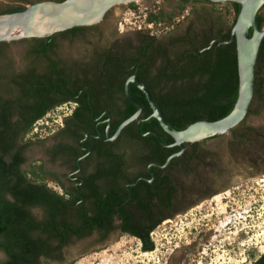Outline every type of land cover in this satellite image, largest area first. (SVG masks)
Returning a JSON list of instances; mask_svg holds the SVG:
<instances>
[{
	"label": "trees",
	"instance_id": "16d2710c",
	"mask_svg": "<svg viewBox=\"0 0 264 264\" xmlns=\"http://www.w3.org/2000/svg\"><path fill=\"white\" fill-rule=\"evenodd\" d=\"M188 1L178 0L181 7ZM24 9L20 6L8 7L2 14ZM239 10L240 6L234 4L231 9L232 23L225 33L223 29L210 30L209 36L195 44L184 37L169 36L159 40L143 35V40L133 48V52H120L128 55V67L138 73L139 79L175 130H183L201 120L217 121L232 111L238 94L235 43H209L214 34H219L220 41L229 39ZM161 16L159 13L153 19ZM263 21L264 18L256 16L259 28ZM88 29L73 28L53 37H67L68 34L71 37L84 36ZM28 42L27 57L32 59L30 64L20 72L0 68V253L4 255L0 264H40L41 259L46 262L60 261L62 250L74 240H83L97 233L99 241H102L114 231L137 240L142 252H152L154 243L150 234L178 211L179 185L170 172L176 171L177 159L171 160L167 173L150 167L155 179L149 183L152 176L145 170L144 180L137 174L128 178L121 171L127 159V153L122 152L118 159L112 158L102 165H96L95 171L84 177V186L78 188L71 184L65 186L61 179L66 174L49 173L41 162L31 163L26 170L21 169L26 162L21 154L32 143L25 140L26 135L33 131L38 121L57 109L61 103L55 102L54 98L57 94L63 95L67 84V78L50 64L51 38L30 39ZM199 43L201 45L197 46ZM6 45L0 43V62ZM259 55V58L264 55V38ZM128 57L121 56L122 60L114 57L116 65L106 62L100 67L123 69V62ZM261 60L264 61V58ZM263 84V79L255 71L253 97L260 95ZM129 94L142 106L139 116L142 122L138 125V132H156L159 141L152 134L140 137L136 133V121L128 124L120 137L133 134L131 137L136 142H145L144 146L135 144L134 147L136 151L145 150L139 156L144 169L150 162L162 165L168 156L179 149L167 148L173 140L150 117L151 110L144 95L132 85L129 86ZM124 110L114 119L109 136L123 120L137 111V107L125 100ZM79 112L73 113V122L79 120ZM105 126L103 124L101 129ZM18 139L22 146L16 149ZM191 160L192 155L186 158V164ZM185 172L189 173V168ZM98 180H102L103 186L97 184ZM50 181L58 185L61 193L50 189ZM34 210H39L40 216H36ZM252 264H264V253Z\"/></svg>",
	"mask_w": 264,
	"mask_h": 264
},
{
	"label": "rangeland",
	"instance_id": "374dc122",
	"mask_svg": "<svg viewBox=\"0 0 264 264\" xmlns=\"http://www.w3.org/2000/svg\"><path fill=\"white\" fill-rule=\"evenodd\" d=\"M37 2L41 1L0 0V14L8 7L26 8ZM143 3L162 14L156 21L161 23L189 10L188 19L171 35L181 33L188 24L200 28L209 21L229 28L233 19L231 8L224 5L181 7L173 0ZM128 7L110 9L102 21L88 27L83 40L61 43L60 52L67 59L78 61L88 58L95 48L102 49L120 36L118 23ZM28 47V40L7 43L0 68L22 71L32 61L27 57ZM259 77L264 81V68ZM69 110V105H63L43 119L46 130L37 131V139L30 141L25 154L27 164L39 161L50 172L67 173L58 165L49 167L44 153L57 140L55 134ZM248 111L238 129H233V135L245 136L244 141L236 143L229 134L210 138L199 146L203 163L192 160L189 173L173 174L179 185L178 212L150 234L152 252H142L137 240L119 232H112L102 242L93 234L65 247L60 261L41 260L40 264H252L264 253V84L260 95L252 98ZM49 187L61 193L54 182L50 181ZM210 191L216 195L212 201L205 197ZM33 212L40 216L39 210Z\"/></svg>",
	"mask_w": 264,
	"mask_h": 264
},
{
	"label": "flooded vegetation",
	"instance_id": "af4514ba",
	"mask_svg": "<svg viewBox=\"0 0 264 264\" xmlns=\"http://www.w3.org/2000/svg\"><path fill=\"white\" fill-rule=\"evenodd\" d=\"M52 1H59V0H52ZM173 1L179 4L178 0H173ZM216 1L218 0H212V1L189 0L187 4H190L192 6L208 5L211 7L215 5H222V6L224 5L225 7L231 9L235 4L232 2L221 3ZM263 11H264V5L260 8L257 15L259 17L264 18V15L261 14V12ZM208 23L204 27H200V28H194L193 26H190L188 24L183 28L181 33L175 35L168 34L163 36L162 38H159V40H165L169 36H171L172 38L184 37L191 44H195L197 43L198 40L205 39V37L209 36L210 30L215 32L217 30L223 29L222 32L225 33L228 29L220 26L218 23L214 21L213 22L209 21ZM263 26H264V21L260 29L264 30ZM119 35L120 36H117L113 40L108 42V44L102 49L98 50L95 48L94 50L90 51V53L88 54L90 56H88V58L81 59L78 61L67 59L65 55L60 52V45L61 43L69 44V42L73 40H83V37L81 35H76L75 37H71L70 34H68L67 37H60V36L51 37V43H53V46L50 48V64H52V66H54L59 73H62L65 76V79L67 78V84L66 87H64L63 89L64 91L63 95L57 94L56 97L54 98V101L61 103L57 108H60L63 105H69L70 110L69 113L65 116V120L62 122V127L60 128L61 130L63 129L64 131L61 132L60 129L58 130V132L55 134L57 140L51 146H48V148L45 150L44 156L47 161L46 163L48 164L49 167L58 165L59 168H62L64 171L67 172L64 180L61 179L62 182L65 184V186L71 184L75 188L83 187L84 177L94 172L96 165H102L106 163L107 160L110 161L113 160L112 158L118 159V155H120L122 152L127 153V159L122 164L121 171L127 174L128 178H131L130 175L134 176L137 174L139 175L138 177L140 179L144 180L145 178L143 177L145 170V172L149 173L152 176L151 179L148 180L149 183H151L155 179V176L152 174L150 167L163 170L164 173H167L166 170L170 165L171 160L174 158L177 159L178 162L177 169H175L176 170L175 172L177 173H187L185 172V169L190 167L191 165L190 162H193L195 160L199 164L203 163L201 157L199 156V151H198L202 141L199 143H194L195 144L194 146L193 144L191 145L185 144L182 153L176 157H173L169 161V163L162 168L156 166L159 164L150 162L146 165L144 169L142 160L140 159L139 156L145 150L136 151L134 149L136 145L144 146L145 144L144 141L140 140L136 142V139H134V137H131L133 136V134L123 135L120 137L121 132L116 138L109 140V138H111L115 133L114 132L111 136H109L111 128L115 123L114 119L117 117V114H122L125 111L124 110L125 100H127L124 94L125 82L129 77H131L134 74H136L138 77V73L128 67V63L130 61L128 55L126 56L125 54L122 55L120 52H122L123 50H131L133 52V48L143 40L142 36L143 35L149 36L148 34H145L144 32H140V31H129L125 33L120 32ZM218 35L219 34L212 35L214 36V38H212L211 42L209 43L210 45H212L214 42H218L223 45L234 42L232 41L230 43H222V42H227L230 39V36L228 40L220 41ZM198 45H201V43L197 44V46ZM121 56L122 58L128 57L126 58L127 59L126 62H123L124 65L123 69L120 70H116L115 68L102 69L100 67L103 65V63L106 62H108V64L112 63L116 65V63H114L115 60H113V58L116 57V59L117 58L120 59ZM259 56L260 55L258 50L256 64L254 68V72L255 71L258 72V76L261 75V70L262 68H264V64H263L264 61L261 60L262 58H264V55L260 57L261 59L259 58ZM261 64L263 65L261 66ZM259 65L260 67H262L261 69ZM130 85L135 87L134 84L129 83L128 92ZM73 91H75V93H73ZM66 110H68L67 107ZM77 110H80L79 113H81V116L78 121L75 120L73 122V120H71V117L73 113ZM115 110L116 111L119 110V112H116ZM136 122H137L136 133L140 137L144 138L151 134L155 137L154 134L157 133L153 131L147 133H139L138 125L140 122H142V119L138 117ZM103 124H105L106 126L105 128L101 129ZM36 135H37L36 133L31 132L30 134L26 135L25 140L29 142L33 141ZM244 140H245V136L241 135V133L233 135V141L236 143L242 142ZM171 145L172 144L168 145L167 148L169 149L177 148ZM21 146L22 143L18 139L16 141L15 148L18 149ZM28 148L29 146L25 149L24 153L21 154L26 159V162L23 165H21L22 170L28 169V165H29L27 164L28 159L25 156ZM179 151L175 153H178ZM191 155L193 161L191 160L187 165L186 158ZM194 155L195 157H193ZM37 163H39V161H37ZM26 165L27 168L24 169ZM47 171L50 173V170ZM170 172H172L173 174L175 173L174 171H170ZM97 184L99 186H103L102 180H98ZM215 196L216 195L214 194V191H210L209 193H207L205 197L211 198L212 201L215 199ZM174 214L175 213H172L171 217H173ZM114 232H118V231H114ZM111 233H109L108 236ZM94 234H96L98 237L97 233ZM105 240L106 239L102 241ZM3 259H4V255H3Z\"/></svg>",
	"mask_w": 264,
	"mask_h": 264
},
{
	"label": "water",
	"instance_id": "95a60500",
	"mask_svg": "<svg viewBox=\"0 0 264 264\" xmlns=\"http://www.w3.org/2000/svg\"><path fill=\"white\" fill-rule=\"evenodd\" d=\"M135 1L141 0H45L33 3L23 11L0 14V43L7 44L30 39L51 38L57 33L73 28L90 27L102 21L110 9L120 5L132 4ZM216 2H232L240 6L239 13L231 28L230 39L227 42H222L234 41L235 43L238 75L237 99L232 111L226 117L213 122L201 120L183 130H175L166 120L146 85L138 79L136 74L129 77L125 82V97L137 107V111L117 127L109 140L116 138L128 124L136 121L141 114V104L134 100L128 92V85L132 83L144 95L151 110L150 117L154 118L161 130L173 140L171 146L180 149L178 153L169 156L165 164L156 165L159 168L167 165L173 157L180 155L185 144L199 143L225 134L233 137V129L248 114L253 98L256 58L264 37V30L258 27L256 16L264 5V0H218ZM154 135L159 140L158 135Z\"/></svg>",
	"mask_w": 264,
	"mask_h": 264
},
{
	"label": "built area",
	"instance_id": "2783aa9c",
	"mask_svg": "<svg viewBox=\"0 0 264 264\" xmlns=\"http://www.w3.org/2000/svg\"><path fill=\"white\" fill-rule=\"evenodd\" d=\"M144 0L133 2L130 7L123 13L120 22L118 23V31H140L148 34L153 38H162L165 35L171 34L177 26L182 24L189 17V10L184 9L177 17L173 18L170 22H156L153 19L158 15L155 9L143 3ZM143 3V4H142ZM159 2H155L158 5ZM47 123L45 122V125ZM43 128V120L38 121L33 129L34 133L37 131H45Z\"/></svg>",
	"mask_w": 264,
	"mask_h": 264
}]
</instances>
